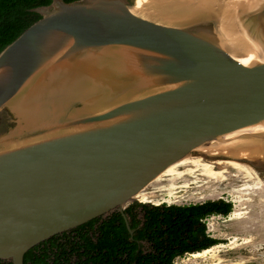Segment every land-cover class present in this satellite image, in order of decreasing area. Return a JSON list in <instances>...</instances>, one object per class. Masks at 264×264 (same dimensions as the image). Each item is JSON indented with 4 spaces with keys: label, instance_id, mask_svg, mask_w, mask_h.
<instances>
[{
    "label": "water",
    "instance_id": "1",
    "mask_svg": "<svg viewBox=\"0 0 264 264\" xmlns=\"http://www.w3.org/2000/svg\"><path fill=\"white\" fill-rule=\"evenodd\" d=\"M31 11L40 18L0 51V111L18 118L0 139L2 260L123 214L169 164L264 121V58L236 59L214 17L169 22L127 0ZM245 18L264 43V0Z\"/></svg>",
    "mask_w": 264,
    "mask_h": 264
},
{
    "label": "trees",
    "instance_id": "2",
    "mask_svg": "<svg viewBox=\"0 0 264 264\" xmlns=\"http://www.w3.org/2000/svg\"><path fill=\"white\" fill-rule=\"evenodd\" d=\"M50 2L0 0V51L40 18L32 8ZM231 211V202L223 199L189 204L134 201L123 214L114 210L31 247L23 264H177L176 257L218 243L207 233L205 219ZM0 264L12 263L0 259Z\"/></svg>",
    "mask_w": 264,
    "mask_h": 264
},
{
    "label": "bare ground",
    "instance_id": "3",
    "mask_svg": "<svg viewBox=\"0 0 264 264\" xmlns=\"http://www.w3.org/2000/svg\"><path fill=\"white\" fill-rule=\"evenodd\" d=\"M260 1L261 0H134V7L138 11H145V14L150 17L159 19L164 18L162 20H169L170 22H186L200 17L216 18L220 22L222 32L228 40L232 53L236 59L244 65L250 66L264 58V43L253 34L245 18L247 10ZM263 132L264 121L247 125L224 135L223 138L219 140L202 145L196 148V154L190 153L169 164L147 184V187L149 185L157 186L165 183L159 187L158 190L166 192V196L168 197L165 200L166 202L174 203L183 197L186 189L201 180L199 175L214 180L226 179L225 173L227 169L218 167L219 165H223V163L233 169L242 171L245 177L256 178L257 183L255 184L258 185L261 181L259 179L260 177H258L254 170L248 165L239 162L235 157L253 159L261 154L264 155V134H257ZM202 155L229 156L232 158L228 160L217 158V160L208 161L205 160ZM242 186V190L248 191V189L251 190L252 188L250 184ZM145 191L146 189L141 190L134 198L140 202H151L153 199ZM247 193H249V191ZM201 198L203 197H199V199ZM156 204H160V202L157 201ZM242 213L243 211L239 209L232 210L228 219L232 220L241 217ZM210 252H212L211 247L189 254L193 257H202ZM214 264L244 263L242 261H233L230 263H221L217 261Z\"/></svg>",
    "mask_w": 264,
    "mask_h": 264
},
{
    "label": "rangeland",
    "instance_id": "4",
    "mask_svg": "<svg viewBox=\"0 0 264 264\" xmlns=\"http://www.w3.org/2000/svg\"><path fill=\"white\" fill-rule=\"evenodd\" d=\"M127 1L132 7H134V0ZM143 13H145V11ZM88 87L93 88L94 85L90 83ZM139 94L141 93H132L133 96H137ZM123 96L127 97L126 94H122L120 97ZM104 99L97 105L92 106L91 109L102 110L106 108L108 104L116 101L118 98L116 97L112 99V102L109 103H105ZM17 120L18 118L14 113H12L8 106L4 107L0 111V139L9 132L10 128L15 127ZM4 146L5 145L0 142V148ZM191 154L196 153L192 152ZM202 156L208 161H214L217 160V158L221 160H228L232 158L229 156ZM235 159L243 164L248 165L252 170H254L261 180L258 183L259 186L255 184L257 183L256 178L245 177V174L242 171L233 169L225 163L218 166L227 169V172L225 173L226 179L224 180H214L203 175H199L201 180L196 184H192L191 187L186 189L183 197L180 198L179 201L174 202L175 204H189L203 202L206 200L223 199L225 201L231 202L232 210L239 209L242 210L243 213L241 217L232 220L228 219L231 212L226 216L211 215L207 217L205 219L207 233L209 236L216 238L219 243L211 246L212 252L205 256L193 257L190 254H185L181 257H176L175 263L214 264L217 261H220L221 263L242 261L244 264H264V155L261 154L260 156H257V158L254 157L253 159L241 158L237 156ZM246 159L251 160L252 164H256L258 167H254V165H251L245 161ZM164 184L165 183H162L161 185L157 186L149 185L148 187L146 186L147 188H144V190L146 189L145 192H147L148 195H150L153 199L151 202H149L150 204H156L157 201L160 203L162 202L170 204L169 202L165 201L168 198L166 196V192L158 190L159 187ZM245 184H250L252 186L251 190L248 189L249 193H247V190L241 189L243 187L242 185ZM254 184L258 187H256ZM199 197L203 198L199 199Z\"/></svg>",
    "mask_w": 264,
    "mask_h": 264
},
{
    "label": "flooded vegetation",
    "instance_id": "5",
    "mask_svg": "<svg viewBox=\"0 0 264 264\" xmlns=\"http://www.w3.org/2000/svg\"><path fill=\"white\" fill-rule=\"evenodd\" d=\"M62 233V232H61ZM61 233H57V234H55V235H53L52 237L53 238H57V237H59L60 235H61ZM218 243H219V241H218ZM217 244V243H216ZM215 245V244H214ZM213 246V245H212ZM43 246L41 245L39 248H42ZM211 247V246H210Z\"/></svg>",
    "mask_w": 264,
    "mask_h": 264
}]
</instances>
